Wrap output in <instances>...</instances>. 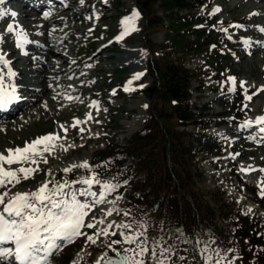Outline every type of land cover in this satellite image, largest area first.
Returning <instances> with one entry per match:
<instances>
[{"label":"rangeland","instance_id":"rangeland-1","mask_svg":"<svg viewBox=\"0 0 264 264\" xmlns=\"http://www.w3.org/2000/svg\"><path fill=\"white\" fill-rule=\"evenodd\" d=\"M74 1L75 3L73 5L75 7L73 9L61 11L55 20L49 23L37 20V24H35L32 19L26 18V21L30 24L28 27V29L31 30L30 34L35 36V42L41 41L43 43L49 41L51 44L53 40H60L58 49L63 54L61 56V53L58 52L59 58L51 56L52 59H55V65L54 68L50 67V70H57L56 73L42 70L28 71L30 67L36 66V64L39 65V63H36V57L34 55L28 57H35L32 59V63L27 62L28 60H24V62L21 60L22 63H20V65L25 71L26 78L35 80L36 83H38V85H36L37 87L43 86L44 83L42 80H46V75L52 76L50 78L48 77V79L51 80H47L46 82L44 80L45 88L41 92L43 94L42 99L39 100L42 95L41 93L35 94H38L37 99L39 100L36 106H34V103V107L28 108L24 115L18 118L14 117L8 120V125L0 127V152H4L5 149H9L14 145H21L25 142L24 140L28 138L32 139L36 133H41L43 131L49 130V133H59L62 137L66 138L56 141L55 149L51 154H44L48 162L43 163V161H40V171L37 172L33 178L22 180L19 184H16L14 188H4V191H10L11 193L17 191L30 192L35 190L37 186L45 180H52L55 182L59 175L68 176L73 174L77 180L83 177L82 171L85 168H76L72 172L67 173L64 172L63 169L74 164H81L84 161H88L93 155L100 154L103 150H108L107 147L112 139L120 146H125L131 135L142 127L143 119L148 113V106L149 109H151L153 105L157 108H161L164 104L162 97L154 96L149 99L141 92V89L158 83V78L154 73L149 72L146 74L151 56L148 45L151 44L155 49L160 51L163 54L160 58H163L164 61L175 59L176 63L179 64V61L181 63L183 62L182 64L192 70H196L201 63L200 53L194 52L192 48H190L191 45L189 47H179L174 43L173 36L175 30L169 26V22L166 20L167 18L165 16L167 12L159 6V2L151 5L149 13L146 11L144 13L142 10L144 15L139 13L138 18L130 22L129 27H134L136 29L130 31L131 36L126 35L123 41L112 42L109 41L107 36L96 35L95 33L93 35L90 34V38H87L85 31L87 28L92 27L94 30H100L103 21L108 22V20H111V31L116 33V30H122L125 24L120 25L113 17L104 19L102 13L97 17L99 10L89 2L90 0H87L85 4L80 0ZM217 1L226 9H234L240 15L247 11L257 10V14L252 15L253 20L250 22L264 23V3L260 0H212V2L215 3H217ZM142 2L143 0H140L141 4ZM103 5L106 6L105 10H108L111 16L117 14L118 11H120V13H125L137 9L138 0H105ZM143 5L145 4L143 3ZM78 12H81L80 14L82 16L80 14L78 15ZM185 12V10L182 11V13ZM150 13L153 15H149ZM230 13L232 14L233 11ZM154 15L156 18H160L161 21L159 20L157 24L149 26L148 19ZM218 16L220 19H229L230 17L228 13H223V11L219 13ZM58 20H62L63 22L57 23ZM2 23L3 21H0V24ZM98 33H100V31ZM254 34L255 37L259 39V33L255 32ZM195 35L193 31L186 34L182 44L188 41L194 42L193 38H195ZM63 38H65V40L71 39V41L69 44L68 42L61 43ZM91 38L97 40L93 49L89 47ZM178 38L182 41L180 36H178ZM235 48L238 51V58L232 55L229 58V62H232L231 65L238 68L241 73L236 84H240L241 81H246L247 83L245 86L255 93L254 95L253 93L251 94L253 97L250 101L247 100L248 118L253 119L258 113L264 111V38H261L260 43L255 44L250 49H247L245 44H241L240 47L236 46ZM98 49H100V51H98ZM76 51H81L82 54L78 56ZM249 52L251 54H247ZM95 53L97 54L94 55ZM58 62L60 64H58ZM82 62L84 63V70H86L87 73L82 74L79 78H75V76L72 77L73 74H71L70 77L72 78L69 79L70 77L66 76L65 73L69 71V73L78 72L80 66L77 68L75 67ZM89 62L93 63L91 69H87ZM117 65L126 66L125 69L120 71L121 75H129L133 78L136 73H144V78H142L140 83V85L144 86L137 87L135 90L128 91L124 94H116L107 89L100 97H96L97 99H95L94 92L98 88L97 86L102 84L109 68ZM190 80L191 96L186 104L190 106V109L194 105L197 108H204L202 107L204 103L205 107L209 106L210 109L208 110L212 113L209 117L212 119L208 123L207 130L218 135L222 133L220 139L226 143V152L220 158L211 154H207V157H203L204 153L198 155L200 159L199 164L204 170V176L202 178L198 176L194 178L196 186L201 193L205 194L208 192L206 197H204L208 203L213 201L209 196V192H212V189L218 186L231 198L238 195L239 187H242V191L249 194L248 190L238 182L239 173L242 171V168L254 165L256 162L264 169V148L253 146L249 141H239L228 149L230 143L225 133L236 130V128H227L223 123L215 122V120L220 118V112L224 110L222 107L223 104L218 97V92L211 90L207 79L201 85V90L198 87L200 82L195 76H192ZM227 81L233 85L227 78L223 81L225 85ZM30 91L37 92L38 88L36 91L31 89ZM69 97H72V99H69ZM110 103L119 109L125 107V111H120L121 113H119L116 124H114L115 120L112 110L110 109ZM145 105H147V107H145ZM195 112H198V110H195ZM89 113L92 119L87 118ZM205 118L206 117L203 119ZM76 120L82 123L74 128L71 125L74 124ZM205 120H207V118ZM50 125H52L53 128H51ZM61 125L67 129L66 133L62 131ZM196 125H177L175 128L180 130L186 128L187 131L194 132L197 129L195 128ZM81 128L84 129L83 132L80 131ZM204 130L207 131L206 129ZM65 148H67L66 151ZM238 152H240L239 155H241V158L236 159L238 155L235 154ZM37 159L39 160L40 158L37 157ZM232 161L234 163H232ZM23 166L35 167V165H29L27 162ZM230 167L237 172V176L232 175ZM48 173H50V175ZM256 175L258 177L261 175L264 181L263 173L258 172ZM255 178L257 177L255 176ZM246 179L248 180L247 177ZM85 187H87V185H73L71 190L77 188L82 190ZM100 190L101 188L99 185L92 186V191L99 193ZM66 191H69V189H66ZM117 196H122V198L116 199ZM80 198L84 199L83 197ZM92 199V197L88 198L90 202ZM252 199L254 198L252 197ZM125 202L126 197L122 192H113L107 195L104 202L96 204L91 210L89 217L86 218V223H95L96 221L91 220L92 217H96L97 220H103L104 223H97L96 229L85 228L83 231H87V234L91 235V233L93 234L97 230L105 229L110 223L113 224V227L118 229L116 225L120 223L119 216ZM250 203L253 204L252 201H248L246 205L248 206ZM257 203H255V206ZM258 204L259 217L264 225V205L261 203ZM211 206H213L212 203ZM113 208L119 211H114L110 216L105 215L109 209ZM208 234L209 232H206L207 236ZM105 237L108 236L100 235L96 238L94 244L87 241L86 236L81 237V246L72 251L73 257L67 261L66 264H96L98 258L104 253L111 251L107 247L108 240H106ZM68 252L69 249L67 248L61 259L60 254L56 255L49 261V264H57V262L58 264H65ZM191 252H199V250L195 246ZM198 255L201 256V253L199 252ZM197 264H202V261H198Z\"/></svg>","mask_w":264,"mask_h":264},{"label":"trees","instance_id":"trees-1","mask_svg":"<svg viewBox=\"0 0 264 264\" xmlns=\"http://www.w3.org/2000/svg\"><path fill=\"white\" fill-rule=\"evenodd\" d=\"M143 1L148 13L151 5L157 2L167 12L165 16L169 26L175 30L173 41L177 46L191 45L194 52L212 54L208 45L216 40L215 36L218 39L222 37L221 33L214 36L211 30H207L212 19L203 21V28L200 29L197 24L200 18H194V13L190 17L179 15L182 9L196 8L200 0ZM159 20L154 15L148 19L149 25H155ZM190 29L196 33L195 41L182 44ZM155 63L159 85L150 87L145 93L150 98L162 97L163 106H151L144 127L131 136L121 152L117 145L103 152V164L98 167L107 176L119 177L122 186L128 187L127 223L137 227L138 233L153 234L156 243L168 246V250L172 251L176 247L174 225L183 223L187 232L196 234L199 225L205 227L215 223L219 215L233 221V229L244 251L257 255L259 264H264V234L258 233V223L242 216L221 196L217 197V208L207 206L193 180L194 175H202L194 159L196 146L189 132L174 128L176 125L197 122L196 114L185 102L189 98V71L180 61L176 64L174 59ZM202 139V135L197 136L198 144L205 147L208 140L204 138L202 142ZM118 152L119 156L116 155ZM122 155L132 157L133 162L124 167ZM194 211L199 214L198 220L193 215ZM256 243H259V251L255 248Z\"/></svg>","mask_w":264,"mask_h":264},{"label":"snow or ice","instance_id":"snow-or-ice-1","mask_svg":"<svg viewBox=\"0 0 264 264\" xmlns=\"http://www.w3.org/2000/svg\"><path fill=\"white\" fill-rule=\"evenodd\" d=\"M0 4H3V0H0ZM5 11L0 9V19L5 16ZM12 17H15L16 12H10ZM139 12L133 10L132 13L125 17L123 23L125 29L121 35L117 36V40L123 39L129 31L136 30L134 27H129L131 21L138 18ZM264 31V29H261ZM5 32L15 34V43L17 48H23L25 43H28L27 34L19 28L18 25L9 23ZM2 39V36H0ZM25 55L27 53H24ZM0 109L7 108L8 105L14 101L20 99L17 87L12 83H5V77L9 79L15 77L16 73L11 68V61L6 59V54L0 53ZM7 69L5 72L4 69ZM144 73H136L133 79H139ZM233 86L236 84L235 77L228 78ZM246 81H241L240 85L243 88L246 85ZM129 87L126 91L135 90L131 88L132 81H128ZM144 85H140L143 87ZM231 90H235L233 87ZM255 93H253L254 95ZM245 98L251 100L252 96L246 93ZM72 99V97H69ZM95 103V102H94ZM147 107V105H145ZM248 107L247 104L244 105ZM88 119H92L91 114H88ZM98 122V121H97ZM80 123L76 120L72 127H77ZM253 124L260 126L259 131L264 133V115L257 116L255 120L245 121L242 127H250ZM63 132H67V129L61 125ZM84 131L83 128L80 129ZM59 133H48L44 136L37 137L32 141L25 142L23 147H15L5 149L4 152H0V188H6L8 185L13 187L19 184L22 180L31 179L34 175L40 171V161L47 163V159L44 154H51L56 146V141L65 139ZM67 148H65V151ZM235 155H239L236 153ZM37 157L40 159L38 160ZM29 165H35V167H24L25 163ZM20 165L18 168H12L11 165ZM7 165L8 167H5ZM94 167L87 161L81 164H74L68 168L63 169L64 172H72L76 168H85L91 170ZM245 171L246 169H241ZM251 171L256 169L251 168ZM264 172V169H260ZM50 175V173H48ZM99 174L92 172L88 177H80L77 180H63L53 182L52 180H45L40 183L33 191H17L11 193L10 191L0 192V245L11 242L14 248H0V257L13 256L15 261L19 264H47L48 258L54 254L56 250L62 246L65 242H72L76 237L86 236L87 241L91 243L96 242V238L100 235H116L115 232L109 230L113 227V224H108L105 229L97 230L91 235H87L83 229H96L97 223H104L103 220H97L96 217H92L93 222H87L86 218L89 217L91 210L96 204L103 203L105 197L118 188L119 184H113L110 182H102L98 178ZM125 184L127 181L124 182ZM73 185H87V187L72 189ZM93 185H99L101 190L99 193L92 191ZM69 189V191H66ZM260 195L264 196V181L261 182ZM83 197L84 199H81ZM92 197V201L88 200ZM98 197V198H97ZM122 196H117L116 199H121ZM114 203V201H113ZM114 211L118 209H109L105 215L110 216ZM125 216L129 215V212H124ZM120 229H131L130 223H123L116 225ZM123 237L122 240H113L107 247L114 253L113 256H108L104 253L96 264H145L143 259L144 255L149 252L147 246H140L143 241L137 244L138 236H144V232L136 234H125L123 231L120 233ZM137 244L136 248H124L123 244ZM114 245H121L120 248L113 247ZM164 252H168V249H164ZM131 253V255H129ZM153 257L156 256V249L151 250ZM163 256V253L161 254ZM167 257L159 259L157 264H165ZM184 259V257H180ZM224 257L215 261V264H221V260ZM228 264H232L228 261Z\"/></svg>","mask_w":264,"mask_h":264},{"label":"bare ground","instance_id":"bare-ground-1","mask_svg":"<svg viewBox=\"0 0 264 264\" xmlns=\"http://www.w3.org/2000/svg\"><path fill=\"white\" fill-rule=\"evenodd\" d=\"M62 46V45H61ZM48 53V55H47V59L49 58V54H57L58 53V50L57 49H54V48H52L51 46H49V44L47 45V48H46V51H45V54H47ZM61 56H62V54H60ZM58 64H60L59 62H58ZM44 68H46V66L45 65H42V67H41V69H44ZM43 71V70H42ZM45 80V79H44ZM44 80H42L43 81V86H41V88H45L44 87V85H45V82H46V80H45V82H44ZM35 81V80H34ZM36 82V81H35ZM30 84H31V82H30ZM42 84V83H41ZM30 89L31 90H37V86L36 85H34L33 83H32V85H30L29 86V91H30ZM47 89V88H46ZM45 89V90H46ZM32 92V91H31ZM40 99H42V97H40L39 98V100ZM246 177L248 178V180L249 181H255V177L254 176H251V175H247L246 174ZM258 186H259V183H256Z\"/></svg>","mask_w":264,"mask_h":264}]
</instances>
